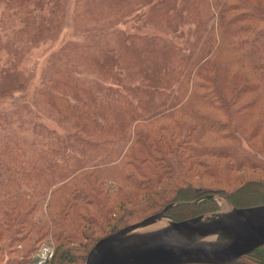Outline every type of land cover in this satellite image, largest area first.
I'll return each instance as SVG.
<instances>
[{"label":"trees","instance_id":"trees-1","mask_svg":"<svg viewBox=\"0 0 264 264\" xmlns=\"http://www.w3.org/2000/svg\"><path fill=\"white\" fill-rule=\"evenodd\" d=\"M119 1L145 21L111 24L104 53L86 52L95 84L90 73L58 68L42 90L71 130L45 140L42 158L8 129L0 138V241H29L19 264L47 236L56 245L47 264H84L99 233L173 202L219 194L235 207L264 204L263 176H230L264 172V0ZM152 15L160 27H149ZM203 176L223 185H200ZM217 210L205 199L168 214ZM262 250L249 257L264 264Z\"/></svg>","mask_w":264,"mask_h":264},{"label":"rangeland","instance_id":"rangeland-1","mask_svg":"<svg viewBox=\"0 0 264 264\" xmlns=\"http://www.w3.org/2000/svg\"><path fill=\"white\" fill-rule=\"evenodd\" d=\"M22 2L20 6L0 2V138L8 129L9 132H13V138L18 136V140L23 145L25 143L24 147H27L35 157L42 158V143L45 140L71 130L61 123L56 111L47 107V97L44 95L45 91H42L45 85L47 87L46 81L53 74L58 75V68L68 70L76 68L74 72L77 70L90 73V77H93L90 79L91 85L97 75H94V69L90 65L82 64L85 56L88 55L86 52H95L100 49L101 52H97L96 55L101 56L105 49L104 39L108 38L107 32L111 24L116 25L122 20H132L134 16L145 21V15L130 13L125 9L121 11L119 7L123 3L121 4L119 0H43L42 4L47 6L43 11L37 9V0H22ZM39 15H41L40 18ZM158 21V17L152 15L149 27L158 26ZM74 44H78L79 49H74L76 46ZM77 52H83V54ZM41 128L42 131H40ZM1 143L0 141V145ZM227 163V161L224 162V164ZM230 176H233L235 180L237 177H242V180L251 181L264 177V172L246 169L241 172L231 171ZM230 176L228 175L227 179L231 181ZM195 181L203 186L221 187L223 185L221 180L207 176H203L201 181L198 179ZM214 195L217 196L219 210H227L230 207L219 194ZM41 215L46 221L45 212H41ZM33 219V216L29 215L27 222ZM171 219L179 222L173 217ZM132 224L135 222L127 226ZM120 229L122 228L110 234ZM26 230L25 232L21 230L22 235L26 233ZM16 231L18 229L14 228V233ZM104 235L99 233L98 239L108 236ZM4 243L0 241L2 245L0 264H19L20 256L28 250L29 241L27 244L16 242L11 246H8L9 242ZM49 243L53 244L56 254V245L53 239L47 236L46 239L38 242L30 258L42 244ZM76 254L79 256V253L76 252Z\"/></svg>","mask_w":264,"mask_h":264},{"label":"water","instance_id":"water-1","mask_svg":"<svg viewBox=\"0 0 264 264\" xmlns=\"http://www.w3.org/2000/svg\"><path fill=\"white\" fill-rule=\"evenodd\" d=\"M197 201L173 202L160 212L95 243L84 264H258L249 255L264 246V204L231 206L174 221L168 211Z\"/></svg>","mask_w":264,"mask_h":264},{"label":"built area","instance_id":"built-area-1","mask_svg":"<svg viewBox=\"0 0 264 264\" xmlns=\"http://www.w3.org/2000/svg\"><path fill=\"white\" fill-rule=\"evenodd\" d=\"M54 255H55V251L52 246L43 245L41 246L34 260L30 264H47L54 258Z\"/></svg>","mask_w":264,"mask_h":264}]
</instances>
